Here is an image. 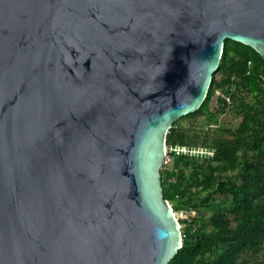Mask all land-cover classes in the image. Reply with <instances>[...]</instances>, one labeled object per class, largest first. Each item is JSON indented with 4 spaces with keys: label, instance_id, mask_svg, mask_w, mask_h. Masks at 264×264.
<instances>
[{
    "label": "water",
    "instance_id": "water-1",
    "mask_svg": "<svg viewBox=\"0 0 264 264\" xmlns=\"http://www.w3.org/2000/svg\"><path fill=\"white\" fill-rule=\"evenodd\" d=\"M264 0H0V264H167L160 169Z\"/></svg>",
    "mask_w": 264,
    "mask_h": 264
},
{
    "label": "trees",
    "instance_id": "trees-1",
    "mask_svg": "<svg viewBox=\"0 0 264 264\" xmlns=\"http://www.w3.org/2000/svg\"><path fill=\"white\" fill-rule=\"evenodd\" d=\"M226 112L234 123L217 121ZM204 117L198 133L191 120ZM182 119L191 126H180ZM165 144L213 152L164 156L163 197L174 213L187 214L178 219L181 247L167 264H264V59L226 40L204 101L172 123Z\"/></svg>",
    "mask_w": 264,
    "mask_h": 264
},
{
    "label": "rangeland",
    "instance_id": "rangeland-1",
    "mask_svg": "<svg viewBox=\"0 0 264 264\" xmlns=\"http://www.w3.org/2000/svg\"><path fill=\"white\" fill-rule=\"evenodd\" d=\"M218 77V76H217ZM215 106V101H212L211 103V108H213ZM220 120V121H224L226 122L227 124L228 123H234V116L232 115L231 112H226V114L223 116V117H219L217 119V121ZM205 121V117L204 118H200V119H197L196 121H192L191 122L193 123L194 125V130L198 133L202 132L205 130V126L203 123ZM216 120H212L210 123V125H213L215 123ZM190 123V120L189 119H182L179 121V125L182 126V127H190L191 125L189 124ZM211 127H214V126H211ZM177 219H182V218H185L186 217V213L184 212H176L175 213ZM180 225V224H179ZM182 225H180L181 227Z\"/></svg>",
    "mask_w": 264,
    "mask_h": 264
},
{
    "label": "built area",
    "instance_id": "built-area-1",
    "mask_svg": "<svg viewBox=\"0 0 264 264\" xmlns=\"http://www.w3.org/2000/svg\"><path fill=\"white\" fill-rule=\"evenodd\" d=\"M165 152L174 153L177 155L196 156V157H210L213 155V152L208 149H204L200 147L194 148L188 146H178V145L166 147Z\"/></svg>",
    "mask_w": 264,
    "mask_h": 264
}]
</instances>
